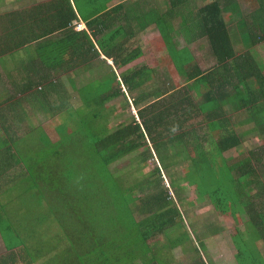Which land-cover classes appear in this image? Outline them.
Here are the masks:
<instances>
[{
    "label": "trees",
    "instance_id": "trees-1",
    "mask_svg": "<svg viewBox=\"0 0 264 264\" xmlns=\"http://www.w3.org/2000/svg\"><path fill=\"white\" fill-rule=\"evenodd\" d=\"M42 1L14 9L0 2V81L5 82L0 88V141L5 145L0 157V264H170L173 244L191 241L177 205L186 194L167 190L164 181L171 179L193 182L197 195L207 196L217 212L238 216V210L244 211L246 231L225 234V239L235 264H264V143L253 142L264 136V65L252 50L264 45V0H248L252 14L241 13L238 2L245 0H158L160 6L148 11L149 24L161 35L172 74L183 81L172 95L148 71L122 73L119 81L115 71L92 67L100 50L116 68L141 56V49L126 38L129 30L112 17L116 8L86 15L96 10L88 7L96 0ZM139 1L138 22L144 21ZM164 9L167 23L160 12ZM78 17L84 29L74 28ZM15 22L21 38L12 34ZM175 31L188 44L206 41L212 67L202 69L188 53L179 52L171 38ZM124 98L131 103L124 104ZM121 99L126 119L110 130L115 105L106 111L107 104ZM35 109L66 114L54 127L57 140L34 118ZM234 115L247 118L236 123ZM200 117L211 131L215 124L231 127L219 139H210L207 150L185 129L201 123L195 120ZM239 124L247 128L238 131ZM246 139L252 146L247 160L234 162L231 156L243 150ZM148 141L161 159H176L175 167L187 173L170 171L167 177L156 166L143 184V179L128 181L129 174L110 171L142 149L138 164L144 168L152 158L144 146ZM163 144L173 145L168 153L158 152L168 147ZM169 182L172 186L174 180ZM139 188L143 194L134 200ZM213 216L212 237L224 232ZM52 218L58 231L51 230ZM193 252L194 264H211Z\"/></svg>",
    "mask_w": 264,
    "mask_h": 264
},
{
    "label": "rangeland",
    "instance_id": "rangeland-1",
    "mask_svg": "<svg viewBox=\"0 0 264 264\" xmlns=\"http://www.w3.org/2000/svg\"><path fill=\"white\" fill-rule=\"evenodd\" d=\"M31 0H0L1 3H5V5H8V8L10 7H17L20 8V6L24 3V2H29ZM51 0H44V2H50ZM159 4V3H158ZM166 4V3H165ZM238 6L240 7V11L241 13H243V11H246L247 14H252V8L253 5L251 2H248V0L243 1L242 3L238 2ZM97 10V7H94ZM226 11V14L230 15L229 13V8ZM226 16V20H229V16ZM235 20L238 19L237 16L234 17ZM76 24L74 25V28L77 30L83 29L81 23H78V20H76ZM171 38L174 39L173 41L177 44V50H179V52H186L188 53L191 58L192 62H195L197 64V66L201 67V68H208V67H212V65L214 64V61L212 60V58L210 57V50L209 47L207 45L206 42H198L196 45V53L193 52V47H192V51L190 50L189 47H185V41L184 39H181L183 37L180 36L179 33L174 32L171 35ZM161 48H157L155 49V53H153V60L150 62V65H152V69H155L156 72L150 73L151 76L155 75L157 77H160V81L164 84L166 82L164 77V73H165V68H163L162 66L167 65L168 62L166 60H164L163 57L167 58L166 56L168 55L166 48L164 45H160ZM252 50L256 53L257 56V60L259 61V63L264 65V45L263 44H259L256 45L252 48ZM166 52V53H165ZM161 58H163V60L161 61ZM108 73V72H105ZM173 73V71H168L167 73H165V75H170ZM264 73V72H263ZM164 79V82H163ZM171 86H174V83L172 82ZM174 87H172L173 89ZM117 89V88H115ZM192 89V87H191ZM193 90V89H192ZM123 91L125 92V89H123ZM55 94H52V96ZM124 100H116L115 104L114 102H110L109 104H107V109L106 111L110 110L111 106L115 105V109L112 111L110 118H112L113 120H111L109 122V125L107 126L108 129L110 130H115L117 129L115 126H118L119 124H121L122 122H124V120L126 119L124 116H127V107L122 106L124 101V104L131 103L130 99H126L124 98ZM70 101V99H69ZM58 104V103H57ZM59 107V105H56V109ZM132 107H130L131 109ZM66 111L68 113H73V110L71 108H65ZM103 111H105L104 108H101ZM64 110V112H66ZM105 111V112H106ZM66 114L61 113L57 114V116H55L53 114V112H47L44 114H41L40 116H38L39 118H43L45 119L44 122L49 126V128H47V130L49 131V136L52 140H57L58 135L56 133V131L54 130V127L59 126L60 122L63 120L61 118H64ZM228 117V116H227ZM235 121L234 122H240L243 119H246L247 117H240L239 115H234ZM229 119V118H228ZM139 120V119H138ZM198 122L201 123H196L193 122L192 124H188L185 126L186 130H192L193 133L197 136V141H199L201 143L202 146L205 147V149H208V146H212L210 139L212 140H217L219 139V137L224 136L227 132L226 131H230L231 127L228 125H225L224 128L220 129L216 124H215V130L211 131L210 127H208V125H210L209 123H207L205 120H203L201 117L198 119H195ZM230 120V119H229ZM233 121V120H232ZM106 122V121H105ZM232 125V123H231ZM106 127V125L104 126V128ZM240 128H242V130H245L247 128L246 125L240 126V124L238 126H236V129L239 131ZM239 135L241 136V131L239 133ZM148 140V139H147ZM151 142V141H150ZM148 141L147 145L144 146H149L150 150H151V154H152V158H150L149 156V161L146 163V165L144 166V168H142V165L140 166V164H138L139 161H141L142 159V153L144 151V149L140 150L139 152L135 153V154H131L127 157H125L124 159L120 160L118 163L114 164L111 168L110 171L117 175L120 176L122 174H129L127 180L128 181H137L139 179H143V184L145 182V179L148 177L146 175L152 173V170L156 169V166L161 168L163 170V175L168 177V173L167 170L170 172H179L180 175H185L187 173V169L183 168H179L175 167L177 160L176 159H165V158H160V156H158L153 147L151 146H155L154 142L152 141V143H150ZM250 140H245L243 142V150L237 154V158L235 160H233L234 162L239 161L241 158H244V160H247L248 156V150L250 149V147L252 146H247L248 144H250ZM253 142L261 145L262 143H264V136L263 137H255L253 139ZM1 146H5L3 145V142L0 141V157L2 155L1 153ZM160 146H168L166 147V149L164 150H158V152H169V146H173L171 144H163ZM178 146V145H176ZM153 149V150H152ZM146 151V149H145ZM257 150L254 151V153H256ZM257 155V154H256ZM183 160V159H181ZM179 160V161H181ZM138 168V170H134V168ZM166 168V169H165ZM170 168H173L172 170ZM155 177L158 178L157 173H155ZM121 178V177H119ZM174 180L173 185L171 186V182ZM169 181H164L165 184V188L167 190L172 191V189H177L179 192H185V198L183 203H177L178 208L180 209V215H181V219H184V225L186 227V229L188 230L189 234H190V239L191 241H187V244H184L183 246H180L181 244L178 243H174L173 247H172V256H173V261L170 262V264H194V257H195V253L193 251H197L199 252V255L201 256V258L203 259L204 262H210L211 264H235L234 261V257L233 254L228 246V242L225 239V234L227 235H235L237 233H241L243 231H246V224L245 221L247 220V217L244 213V211H239L238 216H234V215H229V214H225L224 212H217L215 211V209L211 208L209 210V212H211V214H205V219H210V221L212 222V224H214V216L215 215V219H216V224L219 225L220 227L223 228L224 232L223 234L211 237V239L209 240H202L201 239V234L199 233L198 229L196 228V223L201 220L200 217L194 219L195 217H193V214L196 213V215L198 216L200 214V212L198 211V208L201 209L199 206H206L207 201H208V197H199L197 195V192L195 190V187L193 186V182H181V181H177L176 179H171ZM194 181V180H193ZM145 186V185H144ZM141 190H144L142 188L136 189L135 192L132 194V196L135 197L137 196V193H140ZM123 193V191H119L117 194V200L118 198L121 196V194ZM143 194V191L142 193ZM104 196H105V192H102V202L104 203ZM170 196L173 198V194H170ZM207 200V201H205ZM116 208V203L113 201V208ZM213 213V214H212ZM50 226H51V230L52 232L54 231H58V224L55 222V219L52 218L50 221ZM187 233V232H186ZM158 241L159 243L162 242V236H158ZM189 240V239H187ZM158 243V244H159ZM63 246H68L67 243H65L64 245H62L60 247V249ZM160 246V245H158ZM20 263V261H19Z\"/></svg>",
    "mask_w": 264,
    "mask_h": 264
},
{
    "label": "crops",
    "instance_id": "crops-1",
    "mask_svg": "<svg viewBox=\"0 0 264 264\" xmlns=\"http://www.w3.org/2000/svg\"><path fill=\"white\" fill-rule=\"evenodd\" d=\"M38 2H43V1L42 0H31L28 2L27 6H33L34 4H36ZM201 2L204 3V0H199V3H201ZM158 3H159L158 0H140L139 1L138 9L143 11V15L141 16V19L144 20V21H140V22H138V20L136 19V15H135L136 14L135 13V7L138 4V0H99V1L96 0V2L94 4H92L91 6L88 5V7H97L98 8L97 10L103 9L105 11H107L108 9L113 10L116 8V10L112 11V14H111L112 17H117V22H119L120 24H124L126 26V29L129 30L128 36L126 37L129 40L131 38V41L129 44L133 47H138L141 49V56L138 58V60L132 62L131 64H129L123 68H116L114 65V61L106 60V58L103 55L104 51L100 50V56H99V58H95L94 63H92V67H94V69L96 67H99L101 70H103L104 72H108V73L115 71L114 73L117 75V77H119V81L121 79L122 73L128 74L130 72L133 73V72L141 71V70L148 71V74L152 73V72H156L155 69H152V65H150V62L153 60L152 56H153V53H155V49L161 48L160 45L165 46V44H164V42L159 41V39H161V35L159 34V31H157L156 29H153L154 27L149 24L150 20H151V18H149L151 15V12H148V11L151 10V8H153V6L159 7L160 3L159 4ZM2 4L5 5V3H2ZM166 6L168 7V3L166 4ZM3 7L8 8V5H5ZM12 9H14V8H12ZM97 10H94L91 13L87 12L85 14L90 15ZM146 11H147V15H146ZM160 12L165 14V20L167 23L169 20V17L167 15L166 9L161 10ZM146 16H147V19H144V17H146ZM77 20H78V23H81V25L84 29V25H83V23L79 17ZM15 23H16V25L14 26L15 28L12 29V34L14 35L15 38H21V37H18V31H17L18 23L17 22H15ZM131 23H133V24H131ZM155 28H157L156 25H155ZM175 32H177V31H175ZM21 36L23 37V35H21ZM180 36H181V34H180ZM121 39H123V37L120 38V40ZM181 39H183V38H181ZM199 41L200 40L193 41L191 44H188L185 41V47H189L191 51H192V47H193L194 48L193 52L196 53V45ZM203 42H206V41H203ZM27 46L32 48V45H27ZM165 48H166V46H165ZM176 49H177V44H176ZM166 57L167 58H165V57H163V58H164V60H166L168 62V64L162 66L163 68H165V73H167L169 70H174V66L170 62L168 55ZM163 58H161V61L163 60ZM104 61H106V65L104 64ZM165 73H164L163 78H165L166 82L164 84L162 83L163 84L162 88H165V90L167 89V93L172 95L178 89L177 86L183 81H181V79L178 75L171 74V76H170L167 74L165 75ZM163 82H164V79H163ZM172 82L174 83V86H171ZM3 83H5V82L0 81V88L1 87L3 88ZM183 85H184V83H183ZM122 87L124 88V85ZM172 87H174V88L172 89ZM147 88L151 89V90H155L153 87H150V86H147ZM168 88H170V89H168ZM146 92H147V89L144 87L143 88V94ZM131 109H132V114L134 116H136V114H135L136 111L134 110V108H131ZM32 113H33V115H35L34 118H37L41 114H44L47 112H43V111H39V110L35 109V110H32ZM53 114L55 116H57V114H55V113H53ZM17 117H19V115H17ZM40 119L43 121L42 124H44V128L46 129L47 133L49 134V131L47 130V128H49V126L45 123L46 121L44 122L45 119H43V118H40ZM19 128L23 129V125H19ZM231 157L237 158V156H235V157L231 156ZM181 164H183V163H181ZM184 165H186V164L184 163ZM168 174L170 175L169 171H168ZM204 197H206V196H204ZM185 198H187V197L184 196L183 199H185ZM201 198H203V197H201ZM205 201H207V200H205ZM199 207L201 208V209L198 208V211L200 212V214L197 216L196 213H194L193 217H195L194 219L200 217L201 220H199L195 226L198 229L199 233L201 234V239L206 241V240L211 239V237L213 235H215V233H213L214 232V228H213L214 225H212V222L210 221V219H205V217H202V216H205V214H211V212H209V210L212 208V206L207 201L206 206H199Z\"/></svg>",
    "mask_w": 264,
    "mask_h": 264
},
{
    "label": "clouds",
    "instance_id": "clouds-1",
    "mask_svg": "<svg viewBox=\"0 0 264 264\" xmlns=\"http://www.w3.org/2000/svg\"><path fill=\"white\" fill-rule=\"evenodd\" d=\"M124 159V158H123Z\"/></svg>",
    "mask_w": 264,
    "mask_h": 264
}]
</instances>
